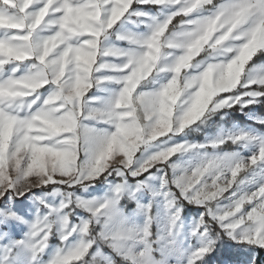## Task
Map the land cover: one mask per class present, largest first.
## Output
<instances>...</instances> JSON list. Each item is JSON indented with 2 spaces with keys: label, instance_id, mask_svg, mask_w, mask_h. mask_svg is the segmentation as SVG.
<instances>
[{
  "label": "clouds",
  "instance_id": "1",
  "mask_svg": "<svg viewBox=\"0 0 264 264\" xmlns=\"http://www.w3.org/2000/svg\"><path fill=\"white\" fill-rule=\"evenodd\" d=\"M154 2L164 6L152 15L133 14V0H46L38 15L24 11L27 0L23 7L0 4V105L15 114L0 124V176L7 155L12 181L0 183V197L12 188L13 205L44 185V198L60 197L55 208L30 197L32 221L0 213L27 229L35 264H105V248L110 264H191L181 251L186 240L209 253L223 238L264 240V175L234 151L264 140L187 139L223 129L237 105L242 113L261 103L264 62L253 60L264 55V0ZM53 3L56 14L42 23ZM81 126L94 130L87 141ZM97 181L107 185L101 198L77 195ZM186 207L199 210L188 231ZM78 212L84 216L73 223ZM221 224L239 231L222 235ZM52 237L58 244L44 260Z\"/></svg>",
  "mask_w": 264,
  "mask_h": 264
},
{
  "label": "rangeland",
  "instance_id": "2",
  "mask_svg": "<svg viewBox=\"0 0 264 264\" xmlns=\"http://www.w3.org/2000/svg\"><path fill=\"white\" fill-rule=\"evenodd\" d=\"M27 2L30 3V0H27ZM133 7L137 8V10L148 13L149 15L155 14L157 10L161 8V7L148 6V5H144V6L134 5ZM167 11L168 10H165L166 13ZM162 18L163 17L161 16L160 19ZM120 26H121L120 22H118L117 25L114 27H120ZM124 28L126 30H131V31L139 32V33H143L145 31L143 26L139 28H133L131 24H125ZM120 46H124V45L121 43ZM261 56L262 55L254 58L253 60V63L256 64L257 66H261V62L264 59ZM41 91L46 92L47 90L41 89ZM88 95L89 97L94 98L96 95H98V93H96L95 90H93ZM259 104H262V99H261V103L250 104L248 107L244 108L242 113L239 111H236L235 108H238L239 106H235L233 111L237 112V115L232 116L231 112L229 111V114L227 115L225 120L221 122L224 125L223 129H219L217 127H208V128L203 129L202 134L200 135L192 134L188 136L187 139L193 143H208L211 138H214L216 135L220 134L221 131H224V132L242 131L244 133H247L248 135L257 137L259 140H264V124H260L256 122V120L258 119L264 120V113L261 112L260 109H258L257 107ZM231 116L233 118H231ZM219 121H220V116L217 115L213 118L212 121H210V123L215 125ZM183 140H184V137L176 138L177 143L183 142ZM258 148H259V144H256L254 146L250 145L248 148H245L243 150L234 149V151L237 152L238 159H247L252 154L256 153L258 151ZM209 151H211V149H209ZM224 154L225 153L223 152L219 153V155H224ZM172 159L176 160L177 157L174 156ZM252 169L256 173L260 175H264V161H259L256 165L253 166ZM145 175H147V173ZM249 178H251V176ZM111 180H112V177H109V181ZM250 187L252 190H255L254 186H250ZM106 190H107V185L100 183L99 185H95V187L89 188L86 192H80L79 190H77V195L81 196V198H84V199H91L93 197L99 199L101 198L102 195L105 194ZM30 197L44 198L43 191L41 189H33L31 192L26 193L24 197H20L18 200H15L12 205V207L15 210H18L20 214L23 215L25 219L28 221H32L35 216V209L32 203L30 202V199H29ZM137 197L139 198L138 202L147 203L146 197L141 196L139 193L137 194ZM44 202L47 203L49 207L55 208L60 203V197L48 196L44 198ZM3 204H4V201L0 200V206H2ZM131 208H132V205L129 204L128 209H126L125 211L126 212L130 211ZM184 211L182 215L185 220V231H188L191 219L195 216H198L199 210L195 209L194 211L189 212V209L186 208L184 209ZM83 216H84V213L78 212L76 216H73L71 218L72 222L73 223L77 222V217L82 218ZM6 230L7 229L0 228V231H6ZM26 232H27V229L23 225H19L16 228L15 232L13 233V238L16 240H20L21 237H23L26 234ZM74 239H75V236L70 237L69 243ZM190 243L192 244L193 247L189 248V241L186 240L184 242L183 248L181 249V251L184 252L185 258L194 248L199 246L197 242L195 241V239H192ZM57 244H58V241L55 237L50 238L49 247L45 250L43 254L44 260L49 259L50 254L53 252ZM253 250L254 249H252V247L250 246L237 244V243H234L233 241L223 238L216 244L215 250L210 255H207L203 258V260L201 261V264H216L215 261H217L218 258L221 256V253H225V251L226 252H235V251L241 252L243 254L242 257L245 258V261L239 262L237 264H248V262L252 258V255L255 254L252 252ZM93 251H95L94 247H93ZM108 251L109 250L107 248L103 249L102 255H107ZM33 264H35V262H33ZM221 264H236V263L223 260Z\"/></svg>",
  "mask_w": 264,
  "mask_h": 264
},
{
  "label": "snow or ice",
  "instance_id": "3",
  "mask_svg": "<svg viewBox=\"0 0 264 264\" xmlns=\"http://www.w3.org/2000/svg\"><path fill=\"white\" fill-rule=\"evenodd\" d=\"M45 2H46V0H39L38 3H29V6L26 9H24V11L25 12H32L34 15H38L40 10L44 9ZM57 2H58V0H57ZM24 3H25V0H0V4L9 5L11 8H15L17 6V4H19L21 7H23ZM134 5L135 6L148 5V6H155V7H161V8L164 6L163 4L155 3L154 0H148L147 3H143L142 0H141V2H138V0H133V6ZM55 8H56V3H53L50 7L47 8V10H46L47 14H46L44 21L42 23H46L50 16L56 14V13H54ZM67 8H68V6L66 5V9ZM130 11H132L133 14L139 13L140 15H143L145 13L143 11L137 10V8H135V7L130 9ZM3 15H4L3 11L0 10V16H3ZM6 18H8L11 21L10 16L6 17ZM188 18L191 19V17H188ZM41 27H42V25H41ZM37 31H39V28H37ZM48 87H49L48 85H45L44 89L47 90ZM262 98H264V97H258L256 99L261 101ZM247 99H251V98H247ZM251 104H256V101L254 100L253 103H251ZM249 105L250 104H247L246 107H248ZM237 106H240V105H237ZM0 113H2V114H0V124L6 123V122L12 120V117L15 115L14 113L9 114L7 112H4L3 111V105H0ZM256 122L260 123V124H264V120L258 119V120H256ZM14 130H15V126L13 128V132H14ZM245 134H247V133H244L242 131L222 132V133L218 134L217 139H226V140H228V142H231V140L229 139V136L234 137L236 135H245ZM93 135H94L93 129L81 126V136L85 141H87ZM14 140H15V135L13 134V135H11V137L8 141L9 148H11V145H12ZM39 147H43V145H41ZM203 151H204V149L201 148V152H203ZM259 161H264V143L259 144V148H258V151L256 153L252 154L247 159H243V162L249 164L251 166V168H253V166L256 165ZM101 179H103V177H101ZM17 180H19V177L17 178ZM4 181L12 183L11 178L8 176V173H7V155L5 156L3 175L0 176V183H2ZM64 187H67V186L65 185ZM47 188H48V185H44V186H42L41 190L44 191ZM11 191H12V188H9L8 192H5L4 195L2 197H0V200L4 201V204L2 206H0V213H7L9 211L19 212L18 210H15L9 202V193ZM253 191H255V190H253ZM128 195L133 199L136 198L135 194H133L132 192H129ZM261 199H264V197H261ZM16 200H18V199H16ZM257 203L258 202L254 200L251 204L248 205L247 211L251 212L256 207ZM18 226L19 225H18L17 221H15V220H7L6 221L4 219V216L0 215V228L7 229L6 231H0V264H26V262L28 260H32V264H33V262H35V260L33 259L32 252L29 251L28 248H26V245L28 244L27 233L23 237H21L20 240H16L13 238V233L15 232V230ZM221 229H222V233H221L222 235L224 232H228V231H233V230L236 232L239 231V227H237L235 224H221ZM256 239H257V242L253 243L250 239L245 238V239L241 240V243H239V244L264 250V247L261 246V244H264V240H262L259 237H257ZM214 250H215V247H214ZM213 251H211V253ZM164 252H165V254H167L166 249L164 250ZM211 253H209V251L206 247L198 246V247L194 248L188 254V257L191 259V264H201V261L203 260V258L207 255H210ZM100 255L105 260V264H110V261H111L110 257H106V256L102 255V253H100ZM248 264H256L255 254L252 255V258L248 262Z\"/></svg>",
  "mask_w": 264,
  "mask_h": 264
},
{
  "label": "trees",
  "instance_id": "4",
  "mask_svg": "<svg viewBox=\"0 0 264 264\" xmlns=\"http://www.w3.org/2000/svg\"><path fill=\"white\" fill-rule=\"evenodd\" d=\"M261 57L264 58V55H262ZM262 62H264V59L262 60ZM258 109H260L261 112L264 113V98H262V104H259ZM231 115L235 116L237 115V112L230 110ZM231 116V118H233ZM229 124V123H228ZM99 181L95 182V185H99ZM189 209V212L194 211L195 209L192 207H186ZM185 208V209H186ZM185 212V211H184ZM254 249L252 252L255 253V258H256V264H264V250H261L259 248H253ZM243 254L241 252L235 251V252H226L225 253H221V256L218 258L217 261H215L216 264H221V262L223 260H227L229 262H234V263H239V262H243L245 261V258L242 257Z\"/></svg>",
  "mask_w": 264,
  "mask_h": 264
}]
</instances>
